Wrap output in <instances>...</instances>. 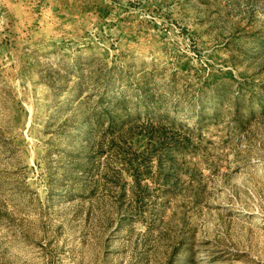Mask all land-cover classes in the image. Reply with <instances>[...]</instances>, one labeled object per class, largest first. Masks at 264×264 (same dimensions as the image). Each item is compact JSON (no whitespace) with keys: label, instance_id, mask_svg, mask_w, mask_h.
Listing matches in <instances>:
<instances>
[{"label":"rangeland","instance_id":"rangeland-1","mask_svg":"<svg viewBox=\"0 0 264 264\" xmlns=\"http://www.w3.org/2000/svg\"><path fill=\"white\" fill-rule=\"evenodd\" d=\"M0 264H264V0H0Z\"/></svg>","mask_w":264,"mask_h":264}]
</instances>
